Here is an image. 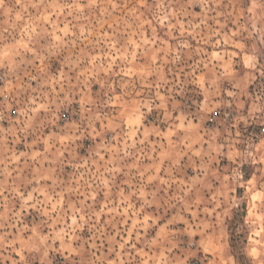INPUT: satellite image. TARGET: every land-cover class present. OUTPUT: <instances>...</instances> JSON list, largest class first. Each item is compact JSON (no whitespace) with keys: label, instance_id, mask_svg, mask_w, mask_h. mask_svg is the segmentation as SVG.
I'll use <instances>...</instances> for the list:
<instances>
[{"label":"rangeland","instance_id":"1","mask_svg":"<svg viewBox=\"0 0 264 264\" xmlns=\"http://www.w3.org/2000/svg\"><path fill=\"white\" fill-rule=\"evenodd\" d=\"M0 264H264V0H0Z\"/></svg>","mask_w":264,"mask_h":264},{"label":"built area","instance_id":"2","mask_svg":"<svg viewBox=\"0 0 264 264\" xmlns=\"http://www.w3.org/2000/svg\"><path fill=\"white\" fill-rule=\"evenodd\" d=\"M3 82H4V73L2 69L0 68V85H2Z\"/></svg>","mask_w":264,"mask_h":264}]
</instances>
